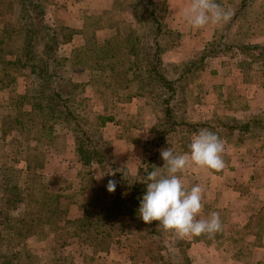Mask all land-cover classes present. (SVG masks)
I'll use <instances>...</instances> for the list:
<instances>
[{
	"label": "rangeland",
	"instance_id": "1",
	"mask_svg": "<svg viewBox=\"0 0 264 264\" xmlns=\"http://www.w3.org/2000/svg\"><path fill=\"white\" fill-rule=\"evenodd\" d=\"M9 1L10 0H6L4 3L6 4ZM68 1L69 0H41V5L44 6L43 23L51 29L50 35L59 37L56 66L58 69L56 73L57 84L62 96L69 101L76 115H78L77 120L72 119L69 122L70 127L77 128V124H82L83 129L87 131V135L95 140H100V151H102L106 157L103 163L94 161L89 166L83 165L79 157L73 155L75 136L73 130H69L67 131L68 134L65 136L67 143L64 145L63 139H60L55 145L64 152H55L57 156L55 159V157L52 156L54 150L51 148V152L47 153L48 157H46V159L48 161L45 169L40 167L36 172L34 171L35 174L32 172L28 173L29 175L40 177L45 186H47L49 195H51L54 201H59V208L66 209L67 211L60 209L57 214L45 211L46 214L43 215L42 213L40 214L41 209L38 207V198H33L34 200L27 199L28 202L24 204L23 210L36 213L34 215L41 223L36 228L37 232L23 240V245L21 244L20 249L17 248V251L19 250V262L16 264H61L60 260L63 258H65V261L63 260L62 264L70 262L72 259L77 264H186L185 261L183 262V260L186 259L190 264V258L181 255V253L183 254L184 252L185 243L182 242L180 244L179 241L181 239L178 238L174 232L175 235L167 236L175 238V240L172 239L170 242L166 239V236L163 240L160 235L148 234L143 229H133V226L127 223L129 220L125 219L120 225H124L128 231L132 229V238L136 240V243L123 246V244L110 239V241H107L103 245L101 242L97 243V239L100 238L101 234L99 235V231L94 224L88 232L78 236L74 232V223L69 224L68 222V219H76L78 215H82L83 207L89 205L91 199L88 200L86 198L87 196L84 194V190H91L93 186L97 184L104 185V182L113 175L114 169L126 170L137 178L144 179V176L138 174L136 170L134 173L130 172L128 168L130 161H120L118 152L125 148H122V145L118 150V145L115 146L114 140H112V137L116 136L114 134L115 123L112 122L116 121L115 115L118 116L117 112L124 109V103L128 102L132 96H140L142 97L141 99L147 100L146 104L147 107H149V112H145L143 110L145 104H141L138 116H136L135 119L128 118L123 122L125 128H123V125L121 127L123 129L121 132L122 138L128 140L138 139V142L134 145L131 143L130 147L137 146L142 148V155L140 151H134L132 155L142 160L139 168L142 167L145 158L152 153L145 143L151 138L153 127L150 128L147 133V130L143 128L144 122L148 118V115H150L151 118L156 116L155 123L153 124L155 125L159 122V115L161 114L159 112L160 101L157 97L158 92L162 91L160 90V88H162L161 85L159 86L155 81L150 88L146 89V87H142V82L140 80L142 77L140 71L142 67L148 63L145 60L143 62L142 58L147 55L148 47L154 44V39L149 33V30H151L154 24L153 21L150 22L152 17L150 9L154 8L156 16L162 23H166L167 19L165 2L162 0H153V5L150 0H100L99 5L97 0H74L76 2L75 7L80 9L69 7L66 4ZM224 1L226 3L229 2V4H236L234 13L239 12L243 5V0H237L235 3H232L231 0ZM257 2L258 0H247L245 3L249 8L243 9L247 11L251 10V8L257 10ZM260 2H264V0ZM245 3L244 6H246ZM52 4H54L53 7L50 6ZM10 8L9 5H4L2 9H0V35H6L7 25L10 23L17 25L20 19L17 6ZM260 8L262 9L258 11L259 16L258 21H256L257 23L261 21L260 18L264 15V5ZM57 9L59 11H57ZM90 9H96L97 13L94 11L88 12ZM66 13H72L81 18L83 17L85 24L81 30L66 25V17H68ZM254 16H256V14H254ZM238 19L236 21H238ZM226 24L225 22V25ZM62 27H68L75 31L73 32L70 30L72 31V40L70 42L64 40L62 35L64 31H60ZM65 32L68 31L65 30ZM22 36L24 35L22 34ZM178 36V33L174 36L176 39L174 40L175 44L178 41ZM130 37H136L137 39L135 48L130 45ZM108 39H115L112 45L118 48V55L112 60L116 67L113 72L110 70L104 71L105 65L108 63L106 60H103V63L98 62L99 51L97 48L93 50L88 48L91 49V51L88 52L85 57L78 59V56L81 54L80 49L86 48L88 43L95 40L98 41L99 44L104 45ZM158 40L165 45V50L173 48V39L170 34H165L164 32L159 36ZM126 44H128L129 50L132 49V51L127 52L128 47H125ZM133 49L136 52H133ZM248 52L250 56L255 57L258 55V52L260 53L257 49ZM164 53L166 52L163 51L160 53L162 57ZM137 56L141 59L138 57L137 60ZM198 59L199 58H196V60ZM136 60L138 63H136ZM100 63L102 67L95 68L96 65L99 66ZM183 63H186V61ZM139 64L142 67H139ZM171 64L173 63L162 61L160 67L168 77L174 75V70L172 66H170ZM180 64L181 63L174 65ZM22 71L29 73V69ZM195 76L196 75L184 82L185 85L183 84L188 91H190L189 88H191L190 85ZM103 77L105 78L103 79ZM100 79L102 82H98ZM114 79L115 81L117 80V82L123 83L122 85L124 86L116 87L114 85ZM126 81L129 86L125 88ZM37 83L38 76L36 74H26L18 77L12 86L0 91V117L5 114V112L15 114L17 108H22V106L26 110L30 109V105L26 103L23 105V102L17 98V95L24 94L29 87ZM39 100L40 98L37 97L36 101L40 102ZM187 102V105L184 102L186 106V112L184 114L191 119V107L195 102L192 93L187 97ZM101 115L114 118L113 121H109L105 125L107 130H103L105 126L101 129L99 128L100 130H96L97 128H95L96 125L101 122L99 118ZM1 123L2 120L0 118V124ZM130 127H135L133 132ZM113 130L114 132H112ZM96 131L99 132L100 135L102 134L101 139H99ZM104 131H106L107 136ZM12 135L11 133H7V137L4 141L1 139L2 135H0V161L6 159V155H11V158L16 157L20 149L19 145L10 142L13 138ZM186 136V139L191 140L188 135ZM68 139L70 140L69 144ZM29 142L33 147L37 145L34 139H30ZM186 144L188 145V143ZM179 145L180 144H176L174 147L170 148L176 149L179 153L181 150ZM185 151L188 152V148ZM62 154H65V156H67L66 160L69 161L68 165H66L67 170L64 169V164L61 165L64 159L62 161L59 159ZM66 160L64 161L65 164H67ZM126 163H128L127 166H125ZM9 165L10 164H8V167ZM14 165L20 168L24 167L26 163L25 161L17 164L11 163L10 167ZM161 170L162 169H160V171ZM9 174L10 176L15 175L14 172ZM27 187L26 184H21V188L26 189ZM26 190H29V187ZM76 200L82 201V204L78 205V203L75 202ZM38 210H40V212H38ZM96 212L97 211L93 210V208H90V215L96 214ZM92 215L90 216V220L93 223L96 216ZM47 220L50 221V224L46 223ZM174 247L175 249H172Z\"/></svg>",
	"mask_w": 264,
	"mask_h": 264
},
{
	"label": "trees",
	"instance_id": "2",
	"mask_svg": "<svg viewBox=\"0 0 264 264\" xmlns=\"http://www.w3.org/2000/svg\"><path fill=\"white\" fill-rule=\"evenodd\" d=\"M4 1L6 0H0V9L4 5H9L11 8L17 6L20 19L17 25L12 23L7 25L6 35H0V91L12 86L20 76L26 74L38 76L36 85L29 87L24 94L17 95L23 105L25 103L30 105V109L26 110L22 106V108H17L15 114L5 112L0 117L2 120L0 124L1 139L4 141L7 133H11L13 138L10 142L20 146L16 157L11 158V155H6V159L0 161V264H16L19 262V250L17 251V248L20 249L22 241L37 232L36 228L41 223L34 215L36 213L23 210L24 204L28 202L27 199L38 198V207L41 209V212L40 210L38 212L43 215L46 212L57 214L60 209L66 210L59 208V201H54L49 195V190L40 177L28 173L35 174L34 171L36 172L40 167L45 169L48 161L46 159L47 153L51 152V148L58 153L64 152L55 145L60 139H63L65 145V136L69 130L74 132L75 153L83 165L89 166L94 161L103 163L106 156L100 151V140H95L87 135L82 124H77V128H71L69 125L72 119H78V115H76L69 101L62 96L57 84L56 73L58 69L56 66L59 37L50 35L51 29L43 23L44 6L41 5V0H10L6 4ZM246 1H242L241 10ZM150 2L152 5L154 4L153 0ZM150 10L152 15L150 22L153 21L154 24L149 33L154 39V44L148 47L147 55L142 58L143 62L145 60L148 63L144 67L139 64V67H142L140 80L142 87H146V89L150 88L152 83L156 81L159 86L161 85L162 88H159L162 91L157 94L160 101L159 112L161 113L159 122L153 126L151 138L145 143L152 153L145 158L143 166L138 169V174L143 175L144 178L147 172L154 170L155 167L163 166L164 161L160 152L165 147H174L176 144H180L179 154L186 152L185 150L191 141L186 139V135L192 138L199 131L207 129L217 134L221 140L236 133L239 134L240 139H243L251 126V121L242 122L226 116H216L210 120L195 122L184 114L186 112L184 102L187 105V97L190 95L184 86V82L197 75L200 70H204L206 58L215 49L209 45L206 47L207 50L205 49L198 57V60L182 62L180 65L171 64L174 75L166 76L160 69L163 61L160 53L166 51L165 45L158 38L164 32L170 34L173 39L172 46H174V40H176L174 36L177 32L172 31L166 23L160 21L154 8ZM70 30L75 32L68 27L60 28V31H64L62 35L67 42L72 40V31ZM131 38L129 39L130 45L135 48L137 39L134 37L131 40ZM113 41L115 39H108L104 45L95 40L88 43L86 48L80 49L81 54L78 59L85 57L91 49L97 48L99 51L98 62L103 63V60H106L108 63L105 65L104 71L113 72L116 67L112 60L118 55V48L112 45ZM125 47L127 48L128 44ZM231 47L227 45V48L231 49ZM127 49V52L132 51V49L129 50V47ZM243 49L247 51L257 49L260 54L264 53V47L258 45H243ZM139 59L141 58L139 57ZM137 60L136 63H138ZM100 67H102L101 63L95 68ZM28 69L29 73L22 71ZM100 81L101 79L98 80V82ZM122 84L114 79L116 87L124 86ZM125 84V88L129 86L127 81ZM37 97L40 98V102L36 101ZM99 118L101 122L96 125V130H100L107 122L114 120L113 117L103 115ZM97 133L101 139L102 134ZM30 139L37 142L35 147L29 142ZM173 150L178 153L176 149ZM23 161L26 163L24 167L19 168L15 165L10 167L11 163L17 164ZM8 164H10L9 167ZM11 172H14L15 175L10 176L9 173ZM110 180L116 181L117 186L114 192L107 190ZM143 180L126 170L114 169L113 175L104 182V185L93 186L91 201L89 205L83 207V214L78 215L77 213L76 219H68L69 224L74 223L75 234L81 236L88 232L94 224L99 235L101 234L97 243L101 242L104 245L112 239L123 244V246L133 245L136 240L132 238V229L128 231L124 225H120L123 220L128 219L129 222L127 223L132 225L133 229H143L148 234L160 235L163 240L165 236L167 239L168 235H175L171 231H164L157 227V222L145 224L139 218L137 210L146 187L142 183ZM21 184H26L29 190H26L28 187L26 189L21 188ZM75 202L78 205L82 204V201L79 200ZM90 208L97 211L96 214H91L96 216L93 223L90 220ZM49 222V220L46 221L47 224H50ZM63 260L65 261V258L60 260L61 264ZM184 261L189 264L186 259ZM191 262L190 264H192ZM64 264L77 263L72 259Z\"/></svg>",
	"mask_w": 264,
	"mask_h": 264
},
{
	"label": "crops",
	"instance_id": "3",
	"mask_svg": "<svg viewBox=\"0 0 264 264\" xmlns=\"http://www.w3.org/2000/svg\"><path fill=\"white\" fill-rule=\"evenodd\" d=\"M162 1L165 2L167 27L179 35L173 48L163 54V61L179 64L195 60L209 45L215 49L206 58L204 70L199 71L190 85L189 92L195 99L191 107V120L200 122L216 116H226L242 122L251 121L250 130L243 139H240L238 133L222 139V170L192 167L181 174L186 189L190 190L197 184L203 189V207L198 218H207L210 213L217 212L222 222V230L211 237L207 234L186 238L178 236L181 239L179 243H185L181 255L189 257L192 264H264V53L258 52L255 57L243 49V45L249 44L264 47V15L260 22H256L258 11L262 9L260 7L264 2L258 0L257 10L240 9L234 13L236 4L216 0V3L232 13L225 21L227 24L210 23L201 29H193L184 18V11L192 0ZM231 1L235 3L237 0ZM97 2L99 5L100 0ZM75 3L74 0H69L66 4L80 9L75 7ZM245 5L244 9L248 7L246 3ZM50 6L53 7L54 4ZM90 11L97 13L96 9L88 10ZM66 16V25L77 30H81L85 24L83 17L72 13H66ZM227 45L232 46L231 49ZM141 98L132 96L124 103V111H118L116 121L112 122L115 123L116 135L112 140L115 146L118 145V150L122 145L125 148L118 152V157L120 161H130L128 168L132 173L135 170L138 172L142 162L140 158L132 156L133 152L140 151L142 155V148L130 147L138 139L122 138L121 127L123 125L125 128L123 122L128 118L135 119L138 116L141 104H145L143 110L149 112L147 100ZM155 118L156 116L151 118L148 115L145 120L143 128L147 133L154 126ZM131 128L133 132L135 127ZM103 130H107V127ZM104 133L107 136L106 131ZM73 155H76L75 147ZM52 156L56 159L55 151ZM59 159L65 161L67 156L62 154ZM64 161L61 165L64 164V169L67 170L69 161L66 160L67 164ZM84 191L86 198L90 200L93 191ZM167 239L170 242L175 240L174 237Z\"/></svg>",
	"mask_w": 264,
	"mask_h": 264
},
{
	"label": "clouds",
	"instance_id": "4",
	"mask_svg": "<svg viewBox=\"0 0 264 264\" xmlns=\"http://www.w3.org/2000/svg\"><path fill=\"white\" fill-rule=\"evenodd\" d=\"M231 14L216 0H192L184 11V18L193 29H201L210 23L225 22ZM188 149L183 154L170 147L161 150L163 166L147 172L142 181L146 187L140 199L138 215L145 224L157 222V227L174 232L180 238L203 234L211 237L222 230L219 213L212 212L207 218H198L203 207V189L199 184L186 189L181 174L192 167L222 170L224 145L217 134L203 129L193 135ZM116 186V181L110 180L107 190L114 192Z\"/></svg>",
	"mask_w": 264,
	"mask_h": 264
}]
</instances>
